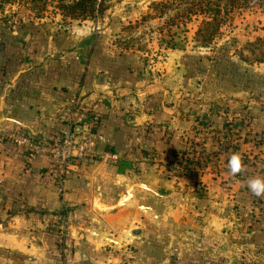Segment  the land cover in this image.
<instances>
[{"label": "crops", "instance_id": "crops-1", "mask_svg": "<svg viewBox=\"0 0 264 264\" xmlns=\"http://www.w3.org/2000/svg\"><path fill=\"white\" fill-rule=\"evenodd\" d=\"M119 22L114 35L97 24L78 55L70 44L66 58L9 68L0 92L9 90L0 118H11L0 127V264H174L238 246L246 252L238 258L262 264L263 216L252 210L264 196L247 182L264 179V64L240 66L246 79L219 77L189 45L160 46L152 60L121 42ZM93 110L97 152L117 153L119 163L74 161L62 192L47 158L25 170L29 154L13 137L50 140L69 126L82 134ZM233 154L243 165L235 175Z\"/></svg>", "mask_w": 264, "mask_h": 264}, {"label": "rangeland", "instance_id": "rangeland-1", "mask_svg": "<svg viewBox=\"0 0 264 264\" xmlns=\"http://www.w3.org/2000/svg\"><path fill=\"white\" fill-rule=\"evenodd\" d=\"M167 1L108 0L109 11L105 19L99 21L98 26L100 25L102 29L108 27L112 29V32H115L120 25L119 20H123L124 28L121 31V42L130 45L132 49L139 52L147 50L145 52L149 54L152 60L163 56L159 53L161 51H158L160 46L166 49H173L177 45H189V48L195 51L199 50V53H201L200 58L205 59V66H214L218 69L219 77H231L233 75L232 72L235 71L234 78L246 79V74L242 77L238 76V70L242 72L240 66L246 65L245 58L252 59L249 52L251 48L247 46L257 39H264V12L261 9L254 8L235 13L221 27L220 34L209 47L197 48L198 44L195 43L194 39L200 21L192 20L186 25L167 26L174 16V12H167L162 15L153 6L154 4ZM49 12H51V9ZM52 19H54L55 23L59 21L58 17L46 18L42 21V23H46L47 30H49V26L54 27ZM38 21L36 20L35 22L38 23ZM96 25L97 23L93 20L71 22L70 27L62 29L58 33L52 31L53 36L45 41L44 39L48 37L49 31L39 32L38 38L43 40L41 55H44L47 60H51L56 56L60 60L66 54L70 44L75 48L74 55H78L80 46L89 44L93 33L97 32L98 28L100 29ZM18 28L13 29L11 33L14 38H18L17 41L21 35H24V32ZM2 33L0 29V39L7 38L8 35ZM257 211V216H263L262 221L264 222V208H257ZM262 228L264 233V227ZM236 250L233 253L234 255L224 250L221 253H212L211 256H206V259L200 257L191 258L187 255L186 258L179 260V262L175 260L174 264H254L251 259L246 261V258L240 259L237 257L240 254H245L246 257V252L242 251L241 247H236ZM260 263L264 264V260H261Z\"/></svg>", "mask_w": 264, "mask_h": 264}, {"label": "trees", "instance_id": "trees-1", "mask_svg": "<svg viewBox=\"0 0 264 264\" xmlns=\"http://www.w3.org/2000/svg\"><path fill=\"white\" fill-rule=\"evenodd\" d=\"M153 6L162 15L174 12V16L167 25L169 27L186 25L192 20H199L200 24L194 39L198 44L197 48L209 47L220 34L221 27L235 13L254 8L264 12V0H168ZM50 9L51 12H49ZM108 11V0H0V16L2 17L0 29L2 34L8 35L7 38L0 39V92L3 89L4 79L13 66L21 67L40 57L43 40L38 38L39 32L49 31L45 41L53 36L52 31L58 33L70 27L71 22L93 20L98 24L100 20L105 19ZM51 17H58L59 21L55 23L52 19L54 27L49 26L47 30L46 23L42 21ZM36 20H39L38 23L35 22ZM18 27L24 35H21L17 41L18 38H14L11 33ZM114 34L115 32H112V35ZM247 47L251 48L249 52L252 59L245 58L246 64H264V39H257ZM28 50H31V53ZM16 56L17 60L13 65L14 62H11L10 58ZM60 66V64L52 65L50 71L60 69ZM61 69H63L62 66ZM16 71L18 70L15 69V73ZM23 85L22 78L17 83L16 89H22ZM186 153L194 155L195 151L190 146ZM179 165L186 172L191 171V163L183 165L180 162ZM256 210L257 207L254 206L252 212L255 213Z\"/></svg>", "mask_w": 264, "mask_h": 264}, {"label": "built area", "instance_id": "built-area-1", "mask_svg": "<svg viewBox=\"0 0 264 264\" xmlns=\"http://www.w3.org/2000/svg\"><path fill=\"white\" fill-rule=\"evenodd\" d=\"M72 114L77 112L76 100L71 101ZM100 117L93 110L85 114V126L82 134H78L75 128H69L62 134L50 139H41L34 141L28 136L13 137L16 147L29 155L26 158L25 170L30 172L32 164L39 158H47L50 161L48 175L52 173L59 174L58 188L62 192L69 174L70 166L74 161L97 160L103 162L119 163L120 156L117 153L105 152L99 154L97 146L102 141L98 136L97 130L100 127ZM48 176V177H49ZM60 240L66 238L65 228H59Z\"/></svg>", "mask_w": 264, "mask_h": 264}, {"label": "clouds", "instance_id": "clouds-1", "mask_svg": "<svg viewBox=\"0 0 264 264\" xmlns=\"http://www.w3.org/2000/svg\"><path fill=\"white\" fill-rule=\"evenodd\" d=\"M228 170L231 175H235L242 171L243 165L238 154H233L228 161ZM247 188L255 197L264 196V179L253 178L247 182Z\"/></svg>", "mask_w": 264, "mask_h": 264}, {"label": "water", "instance_id": "water-1", "mask_svg": "<svg viewBox=\"0 0 264 264\" xmlns=\"http://www.w3.org/2000/svg\"><path fill=\"white\" fill-rule=\"evenodd\" d=\"M11 87V86H10ZM9 87V88H10ZM8 89L1 95L0 97V112L3 111V106H4V102L6 100L7 94H8ZM11 121V118L8 115H4L0 118V127L2 125H4V123Z\"/></svg>", "mask_w": 264, "mask_h": 264}]
</instances>
